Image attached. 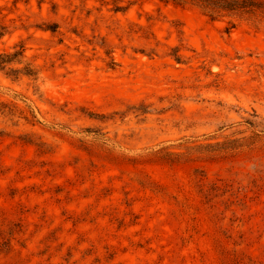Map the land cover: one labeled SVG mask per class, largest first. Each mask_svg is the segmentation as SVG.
<instances>
[{
    "label": "rangeland",
    "instance_id": "obj_1",
    "mask_svg": "<svg viewBox=\"0 0 264 264\" xmlns=\"http://www.w3.org/2000/svg\"><path fill=\"white\" fill-rule=\"evenodd\" d=\"M254 2L0 0V264H264Z\"/></svg>",
    "mask_w": 264,
    "mask_h": 264
},
{
    "label": "trees",
    "instance_id": "obj_2",
    "mask_svg": "<svg viewBox=\"0 0 264 264\" xmlns=\"http://www.w3.org/2000/svg\"><path fill=\"white\" fill-rule=\"evenodd\" d=\"M202 2L203 6L209 8L213 12L218 10L234 11V10H245L246 12H252L258 7L254 0H199ZM120 7L117 6L116 10ZM21 56L20 51H16L14 54H3L0 57V66L5 63L13 61L16 57ZM27 75H37L36 70L31 66L26 67Z\"/></svg>",
    "mask_w": 264,
    "mask_h": 264
}]
</instances>
